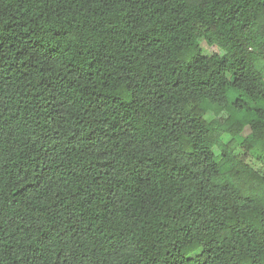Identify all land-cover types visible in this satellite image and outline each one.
I'll return each instance as SVG.
<instances>
[{"label":"trees","instance_id":"obj_1","mask_svg":"<svg viewBox=\"0 0 264 264\" xmlns=\"http://www.w3.org/2000/svg\"><path fill=\"white\" fill-rule=\"evenodd\" d=\"M0 264H264V0H0Z\"/></svg>","mask_w":264,"mask_h":264},{"label":"rangeland","instance_id":"obj_2","mask_svg":"<svg viewBox=\"0 0 264 264\" xmlns=\"http://www.w3.org/2000/svg\"><path fill=\"white\" fill-rule=\"evenodd\" d=\"M201 46H202L203 54L205 56H207V57H209V56H211L213 54H219V53H221L218 48H216V47H208L203 42L201 43ZM246 132H248V129L245 130V133ZM225 138L227 140V137H225ZM241 154H242V152H241Z\"/></svg>","mask_w":264,"mask_h":264}]
</instances>
